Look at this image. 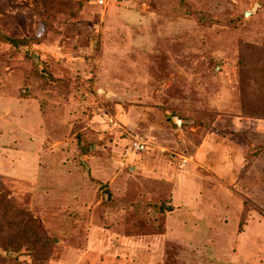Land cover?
<instances>
[{
    "label": "rangeland",
    "instance_id": "374dc122",
    "mask_svg": "<svg viewBox=\"0 0 264 264\" xmlns=\"http://www.w3.org/2000/svg\"><path fill=\"white\" fill-rule=\"evenodd\" d=\"M0 31V264H264V0H0Z\"/></svg>",
    "mask_w": 264,
    "mask_h": 264
},
{
    "label": "built area",
    "instance_id": "2783aa9c",
    "mask_svg": "<svg viewBox=\"0 0 264 264\" xmlns=\"http://www.w3.org/2000/svg\"><path fill=\"white\" fill-rule=\"evenodd\" d=\"M100 4L104 3V0H98ZM133 147L137 150H143L145 148V145L141 141H136L133 144Z\"/></svg>",
    "mask_w": 264,
    "mask_h": 264
},
{
    "label": "trees",
    "instance_id": "16d2710c",
    "mask_svg": "<svg viewBox=\"0 0 264 264\" xmlns=\"http://www.w3.org/2000/svg\"><path fill=\"white\" fill-rule=\"evenodd\" d=\"M0 38H7V37L0 31ZM9 42L12 43V44H17L18 43L17 40L11 39V38H9Z\"/></svg>",
    "mask_w": 264,
    "mask_h": 264
},
{
    "label": "water",
    "instance_id": "95a60500",
    "mask_svg": "<svg viewBox=\"0 0 264 264\" xmlns=\"http://www.w3.org/2000/svg\"><path fill=\"white\" fill-rule=\"evenodd\" d=\"M109 94L111 95V93H109ZM174 121H176V123H177L178 125H180V126L183 124V122H185L184 120L178 119L177 117L174 118Z\"/></svg>",
    "mask_w": 264,
    "mask_h": 264
}]
</instances>
